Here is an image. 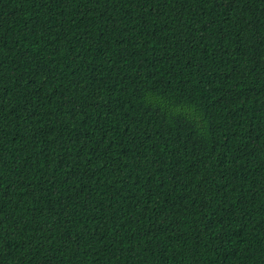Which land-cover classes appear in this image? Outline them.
Instances as JSON below:
<instances>
[{"label": "trees", "instance_id": "obj_1", "mask_svg": "<svg viewBox=\"0 0 264 264\" xmlns=\"http://www.w3.org/2000/svg\"><path fill=\"white\" fill-rule=\"evenodd\" d=\"M0 264H264V0H0Z\"/></svg>", "mask_w": 264, "mask_h": 264}]
</instances>
